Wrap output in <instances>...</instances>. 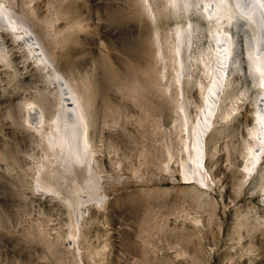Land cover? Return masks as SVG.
<instances>
[{"label": "rangeland", "instance_id": "374dc122", "mask_svg": "<svg viewBox=\"0 0 264 264\" xmlns=\"http://www.w3.org/2000/svg\"><path fill=\"white\" fill-rule=\"evenodd\" d=\"M9 1L18 12L28 8L49 54L94 111L91 163L106 195L82 204L77 229L64 199L70 183L60 180L63 197L37 185L50 169L47 138L16 110L38 95L57 98L58 90L30 46L0 26V36L16 43L0 56V264H264V159L258 171L244 169L256 92L245 43L224 110L240 107L224 112L209 134L211 177L199 186L182 162L188 131L178 117L168 43L185 19L166 11V0H151L157 19L144 0ZM201 40L207 45L209 37ZM196 74L186 85L194 122L204 102L199 80L210 79L201 64Z\"/></svg>", "mask_w": 264, "mask_h": 264}, {"label": "bare ground", "instance_id": "6f19581e", "mask_svg": "<svg viewBox=\"0 0 264 264\" xmlns=\"http://www.w3.org/2000/svg\"><path fill=\"white\" fill-rule=\"evenodd\" d=\"M7 1L8 4L6 0L0 2V26L6 28L4 30L6 33H13L16 41L19 43L22 41L30 46L38 61L50 72L58 90L57 98L50 96L49 99L38 95L32 100L20 102L18 109H15L19 116L17 118L26 119L32 128L42 133L44 131L47 138L44 154L50 156V164H47L50 169L47 167L48 170L40 171L36 180L38 184H36L40 188L50 189L48 191L53 196L56 194L63 197L64 195L61 196L62 184L67 183L66 181L70 183L65 187L64 199L65 204L74 209L75 225L74 223L73 225L78 229L81 226L77 227V225H81V218L84 215L82 204L91 199L104 201V195H106L100 189L101 180L93 171L91 163L95 149L94 133H92L96 124L94 111L90 108L88 100H85L86 96L80 90L81 88L79 89L63 73L49 54L33 28L31 15L28 14L30 11L26 12L28 8L25 7V10L18 12L13 2ZM143 2L148 10L147 14L149 13L152 19H157L161 11L157 13V8L155 9L151 0ZM167 8L173 16L177 15L185 19L183 23L176 24L171 32L173 38H169L168 43L170 58L176 72V98L180 111L178 117L183 126H187L188 131H186L187 138H184L187 158L182 161L186 178H194L193 181L199 186L208 185L209 177H211L206 164L209 155L208 136L216 128L218 118L224 117L225 101L232 96L228 88L232 66L238 64L237 54L244 43L256 86L255 109L252 122L248 127L251 140L246 141L247 154L244 169L246 174L258 171L264 159V0H166V11ZM157 28L154 38L158 42L157 51L163 61L168 58V54L164 50L163 42L161 43ZM232 28L236 29L234 33ZM2 33L3 31L0 32L1 35ZM242 33L243 37H241ZM205 35L209 37L207 45L201 40ZM0 37V56L3 57L6 47L12 50L16 43L5 35ZM198 44L202 49L200 56L196 49ZM194 51L198 54L200 63L195 62ZM200 64L207 71V77L210 79L206 84L199 80L204 102L194 122L190 118L191 111L189 112L188 108L192 97L187 94L189 90H186V85L192 87L198 80L196 71ZM238 66L241 69L240 64ZM239 107L238 103L234 105L233 102L229 110H238ZM229 110L226 112L230 113ZM29 124L26 125L29 126ZM46 125L50 127L49 131L45 130ZM81 163H86V166L79 168L78 165ZM37 167L39 169V166ZM61 179L65 182L60 183Z\"/></svg>", "mask_w": 264, "mask_h": 264}]
</instances>
